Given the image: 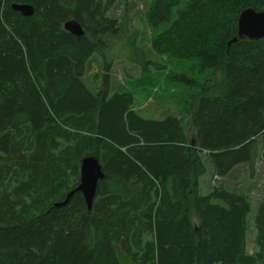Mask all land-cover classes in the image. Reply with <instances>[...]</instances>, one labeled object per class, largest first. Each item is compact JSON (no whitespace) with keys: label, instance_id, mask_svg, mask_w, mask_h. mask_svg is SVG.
Masks as SVG:
<instances>
[{"label":"trees","instance_id":"16d2710c","mask_svg":"<svg viewBox=\"0 0 264 264\" xmlns=\"http://www.w3.org/2000/svg\"><path fill=\"white\" fill-rule=\"evenodd\" d=\"M116 1L0 0V264H264V200L248 254L247 196L200 186L207 163L218 177L254 165L264 39L228 42L239 14L264 12V0H149L152 48L191 61L198 78L166 75L186 108L163 119L140 117L131 93L110 95L108 74L96 93L85 81L105 33L119 29ZM24 4L32 16L12 9ZM72 19L83 37L63 29ZM86 157L104 174L91 209L80 193L55 207Z\"/></svg>","mask_w":264,"mask_h":264},{"label":"rangeland","instance_id":"374dc122","mask_svg":"<svg viewBox=\"0 0 264 264\" xmlns=\"http://www.w3.org/2000/svg\"><path fill=\"white\" fill-rule=\"evenodd\" d=\"M148 3L149 0H117L115 2L109 17L117 20L119 29L105 33V47L101 49L102 52L92 57L85 74V81L91 91L96 93L104 81V74H108L110 95L131 93L134 98L133 108L142 118L163 119L168 114L183 116V109L186 106L182 102L185 100L177 91L181 87L176 82L166 80L165 77L179 74L195 80L198 78L192 70L191 61L168 60L165 55H158L152 48L153 33L151 34L152 31L148 28L144 16ZM144 62H146L145 72L140 67V64ZM157 66L165 67V69L158 70ZM214 76L219 79L220 71H217ZM191 95H194V92ZM179 100L181 103H178ZM192 101V105H188L190 113L184 115L187 121L197 107L195 98ZM192 131L190 128L191 137ZM256 146L253 167L242 163L235 166L225 177H218L213 174L210 163H207L206 174L200 178L203 193L208 192L212 186L222 184L233 192L244 193L249 199L250 224L246 233L248 254H254L257 251L255 245L257 233L252 225V218L258 205L264 200V133L257 138Z\"/></svg>","mask_w":264,"mask_h":264},{"label":"water","instance_id":"95a60500","mask_svg":"<svg viewBox=\"0 0 264 264\" xmlns=\"http://www.w3.org/2000/svg\"><path fill=\"white\" fill-rule=\"evenodd\" d=\"M12 9L19 12L24 17L33 15V9L30 5H13ZM63 29L71 35L81 38L85 31L80 23L75 20H68L63 24ZM246 38L249 40L264 39V12L256 11L252 8L243 10L237 19L236 37L228 42V45L236 42L238 39ZM104 178L100 164L93 157H86L80 165V178L77 187L72 190L61 203L55 205L59 208L65 206L75 193H80L88 210L91 209L96 195L98 183Z\"/></svg>","mask_w":264,"mask_h":264}]
</instances>
